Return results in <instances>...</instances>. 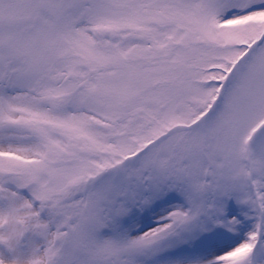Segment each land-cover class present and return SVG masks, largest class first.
I'll return each mask as SVG.
<instances>
[{
    "label": "snow or ice",
    "instance_id": "snow-or-ice-1",
    "mask_svg": "<svg viewBox=\"0 0 264 264\" xmlns=\"http://www.w3.org/2000/svg\"><path fill=\"white\" fill-rule=\"evenodd\" d=\"M0 264H264V0H0Z\"/></svg>",
    "mask_w": 264,
    "mask_h": 264
},
{
    "label": "rangeland",
    "instance_id": "rangeland-1",
    "mask_svg": "<svg viewBox=\"0 0 264 264\" xmlns=\"http://www.w3.org/2000/svg\"><path fill=\"white\" fill-rule=\"evenodd\" d=\"M0 255H3L6 258H10L8 252L6 251V249L3 248L2 245H0Z\"/></svg>",
    "mask_w": 264,
    "mask_h": 264
},
{
    "label": "clouds",
    "instance_id": "clouds-1",
    "mask_svg": "<svg viewBox=\"0 0 264 264\" xmlns=\"http://www.w3.org/2000/svg\"><path fill=\"white\" fill-rule=\"evenodd\" d=\"M9 264H10V262H9Z\"/></svg>",
    "mask_w": 264,
    "mask_h": 264
}]
</instances>
